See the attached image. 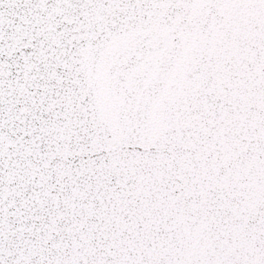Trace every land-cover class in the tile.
Listing matches in <instances>:
<instances>
[{
    "label": "snow or ice",
    "instance_id": "1",
    "mask_svg": "<svg viewBox=\"0 0 264 264\" xmlns=\"http://www.w3.org/2000/svg\"><path fill=\"white\" fill-rule=\"evenodd\" d=\"M0 264H264V0H0Z\"/></svg>",
    "mask_w": 264,
    "mask_h": 264
}]
</instances>
